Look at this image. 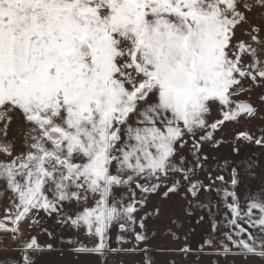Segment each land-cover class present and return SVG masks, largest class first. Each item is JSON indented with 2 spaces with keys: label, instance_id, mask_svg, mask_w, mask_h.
I'll list each match as a JSON object with an SVG mask.
<instances>
[{
  "label": "snow or ice",
  "instance_id": "6c2138e0",
  "mask_svg": "<svg viewBox=\"0 0 264 264\" xmlns=\"http://www.w3.org/2000/svg\"><path fill=\"white\" fill-rule=\"evenodd\" d=\"M0 234L264 264V0H0Z\"/></svg>",
  "mask_w": 264,
  "mask_h": 264
},
{
  "label": "rangeland",
  "instance_id": "374dc122",
  "mask_svg": "<svg viewBox=\"0 0 264 264\" xmlns=\"http://www.w3.org/2000/svg\"><path fill=\"white\" fill-rule=\"evenodd\" d=\"M162 211H163V217L158 224V236L156 241H154V243L162 247H171L172 241L167 235V229L165 225L168 222L169 215L172 214L179 215V212L176 211L175 209L170 210L167 208L163 209ZM48 224L49 226H51L52 222L49 221ZM38 231L39 229H35L33 231V234H36V232ZM70 234L71 233L67 231L65 232V240L67 236H69ZM2 237H3V244L0 245V255L4 254L3 249L6 247L8 249V254H10L11 256H16L17 253L12 249L10 237L4 235H2ZM40 242L42 244L53 243V250L46 251L40 256L39 258L40 264H86L87 261L94 259L93 257H88V256L77 257V255L74 254L72 247L67 246L66 242L61 243L57 241H52L46 235L40 236ZM197 242H198V238H194L188 241V243H190L193 247L196 246ZM151 255L154 258L155 264H170V262L173 260L176 262V264H193V262L195 261V256H190L187 259H183L181 255L178 253L173 254L168 252H157L154 250L151 253ZM120 259H123L125 261V264H131L132 261H138L140 257L112 256L109 258L110 262L118 261ZM256 264H260V262L256 261Z\"/></svg>",
  "mask_w": 264,
  "mask_h": 264
},
{
  "label": "built area",
  "instance_id": "2783aa9c",
  "mask_svg": "<svg viewBox=\"0 0 264 264\" xmlns=\"http://www.w3.org/2000/svg\"><path fill=\"white\" fill-rule=\"evenodd\" d=\"M3 244V237H2V235H0V245H2Z\"/></svg>",
  "mask_w": 264,
  "mask_h": 264
}]
</instances>
